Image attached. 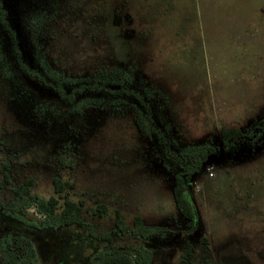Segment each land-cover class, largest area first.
Here are the masks:
<instances>
[{"label":"rangeland","instance_id":"1","mask_svg":"<svg viewBox=\"0 0 264 264\" xmlns=\"http://www.w3.org/2000/svg\"><path fill=\"white\" fill-rule=\"evenodd\" d=\"M1 1L23 63L46 82H59L61 73L70 91L99 70L120 69L122 84L150 102L174 149H221L188 183L192 231L174 204L179 168L154 136L138 132L139 104L105 93L66 104L19 70L0 25V238L13 239L9 252L19 257L30 240L33 264H91L101 253L140 249L150 252L149 264H264V135L230 151L220 137L222 129L255 131L264 119V0ZM26 178L42 198L53 194V178L67 182L64 192L82 202L83 224L16 220L5 205ZM98 204L107 208L102 215L93 214ZM116 210L128 230L137 216L162 230L112 233ZM22 215L42 219L33 208Z\"/></svg>","mask_w":264,"mask_h":264},{"label":"trees","instance_id":"2","mask_svg":"<svg viewBox=\"0 0 264 264\" xmlns=\"http://www.w3.org/2000/svg\"><path fill=\"white\" fill-rule=\"evenodd\" d=\"M6 10L3 8L0 0V25L10 35L12 48L15 53L16 61L19 70L27 76L35 78L46 87H50L58 97L68 105H73L76 98L85 93L100 94L105 93L111 96L125 95L133 98L140 107L134 110V122L141 136H154L157 142L162 147L163 155L179 168L178 173L174 177L173 199L178 213L191 224V229L194 230L197 224V213L192 201V197L188 190V183L191 177L196 174L203 163L209 157L217 154L220 150L218 146H212L204 143L195 146H188L179 150L172 147L171 140L160 129L157 121L154 118L152 106L138 91L131 89L122 84L123 72L120 69H112L110 71L99 70L93 77V82L89 84H81L70 91H66L62 85V81H66L61 73L55 74L59 82L50 84L46 82L44 77L37 71L27 67L21 58L20 51L17 47V39L15 31L9 25L6 18ZM106 83L120 84L118 89H109ZM76 109V107L74 108ZM261 135H264V119L257 125L255 131L243 132L238 128L222 129L220 137L224 144V149L230 151L231 148L242 142L254 141ZM58 162L63 165H71L70 161H66L63 156L58 157ZM5 173L3 174L4 181L8 182L7 165L4 166ZM34 181L32 178H26L22 182L13 187L14 197L5 205V210L12 214L16 220L21 223L28 224L33 227H51L57 228L62 226H72L83 224L81 217L82 202L72 200L64 191L66 188H71L67 182H63L58 178H53V194L48 198H42L31 192V187ZM2 181L0 180V187ZM27 208H35V212L41 215V220L38 222L26 221L22 215ZM59 208V212L57 210ZM107 208L104 204H98L93 209L94 215H102ZM39 223V224H38ZM162 228L147 226L143 224L140 216L135 217L133 226L128 230L124 224V218L118 210L115 212V221L113 232H126L135 236L148 237L159 233ZM22 240L19 239V242ZM13 239L3 236L0 238V263L1 264H33L36 256L33 243L30 240L23 241V252L19 257L12 255L9 252V247L12 246ZM190 255V245L187 244L183 253V259ZM151 261L150 252L146 249L135 250L132 255L129 252L111 251L105 254H100L91 264H149ZM190 264H200L199 262H191ZM205 264H210L205 261Z\"/></svg>","mask_w":264,"mask_h":264},{"label":"built area","instance_id":"3","mask_svg":"<svg viewBox=\"0 0 264 264\" xmlns=\"http://www.w3.org/2000/svg\"><path fill=\"white\" fill-rule=\"evenodd\" d=\"M29 208H27L26 210H28ZM34 210H35V208H33ZM35 213H37V212H35ZM40 217H41V215H39Z\"/></svg>","mask_w":264,"mask_h":264},{"label":"water","instance_id":"4","mask_svg":"<svg viewBox=\"0 0 264 264\" xmlns=\"http://www.w3.org/2000/svg\"><path fill=\"white\" fill-rule=\"evenodd\" d=\"M219 152H221V149L219 150Z\"/></svg>","mask_w":264,"mask_h":264},{"label":"flooded vegetation","instance_id":"5","mask_svg":"<svg viewBox=\"0 0 264 264\" xmlns=\"http://www.w3.org/2000/svg\"><path fill=\"white\" fill-rule=\"evenodd\" d=\"M41 75V74H40ZM55 92V91H54ZM57 95V94H56ZM58 96V95H57Z\"/></svg>","mask_w":264,"mask_h":264}]
</instances>
